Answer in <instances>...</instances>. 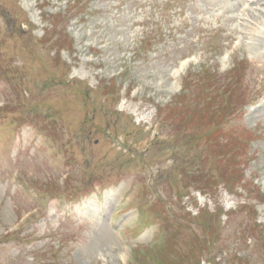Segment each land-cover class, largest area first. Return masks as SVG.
Wrapping results in <instances>:
<instances>
[{
    "label": "rangeland",
    "instance_id": "rangeland-1",
    "mask_svg": "<svg viewBox=\"0 0 264 264\" xmlns=\"http://www.w3.org/2000/svg\"><path fill=\"white\" fill-rule=\"evenodd\" d=\"M255 1L0 0V264H264Z\"/></svg>",
    "mask_w": 264,
    "mask_h": 264
},
{
    "label": "trees",
    "instance_id": "trees-1",
    "mask_svg": "<svg viewBox=\"0 0 264 264\" xmlns=\"http://www.w3.org/2000/svg\"><path fill=\"white\" fill-rule=\"evenodd\" d=\"M226 93L225 92H222L221 93V96H223V100L222 101H218V102H216V103H214V105L212 106V107H210V108H213L214 110H216V111H219V110H222V108H221V104L224 102V101H226V99L224 98ZM218 97H219V94H216L214 97H213V99L211 100V101H217V99H218ZM207 99H208V97H206ZM221 100V99H220ZM228 102V101H227ZM210 108H208V109H210ZM213 117H215V116H213ZM220 117V116H219ZM203 217L204 216H202L201 217V219H203ZM205 218L208 220V215H205ZM204 225V224H203ZM253 230V231H252ZM252 230H249L250 231V235L251 236H254V232H255V230L254 229H252ZM210 239V232H208V236L207 237H203V243L205 244V246L207 245L208 246V240ZM202 240V239H201ZM206 241V242H205ZM203 249V246H201V247H198V246H196V249H195V252L198 250V251H201ZM197 251V252H198ZM176 258L177 257H179L180 259H182V257H180V256H175Z\"/></svg>",
    "mask_w": 264,
    "mask_h": 264
},
{
    "label": "bare ground",
    "instance_id": "bare-ground-1",
    "mask_svg": "<svg viewBox=\"0 0 264 264\" xmlns=\"http://www.w3.org/2000/svg\"><path fill=\"white\" fill-rule=\"evenodd\" d=\"M255 2H258V3H260V5L262 4L263 5V7H264V0H256ZM246 9V8H245ZM245 10H243V12H244Z\"/></svg>",
    "mask_w": 264,
    "mask_h": 264
}]
</instances>
